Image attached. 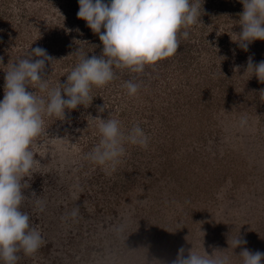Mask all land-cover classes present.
<instances>
[{
    "label": "rangeland",
    "instance_id": "rangeland-1",
    "mask_svg": "<svg viewBox=\"0 0 264 264\" xmlns=\"http://www.w3.org/2000/svg\"><path fill=\"white\" fill-rule=\"evenodd\" d=\"M199 3L201 17L180 30L176 54L145 66L142 92L128 96L124 78L133 72L114 69L85 106L43 116L22 204L43 244L17 253V264H172L181 247L211 255L239 236L247 243L224 252L230 264H242L244 247L264 252V84L245 73L249 57L264 60V41L247 51L236 43L240 0ZM78 10V0H0V68L4 56L13 65L40 47L54 58L45 64L48 88L66 83L79 63L70 54L96 52L84 51L91 29ZM27 90L47 96L38 85ZM110 115L125 133L139 125L149 138L147 148L125 143L114 171L88 156L101 138L96 118Z\"/></svg>",
    "mask_w": 264,
    "mask_h": 264
},
{
    "label": "clouds",
    "instance_id": "clouds-1",
    "mask_svg": "<svg viewBox=\"0 0 264 264\" xmlns=\"http://www.w3.org/2000/svg\"><path fill=\"white\" fill-rule=\"evenodd\" d=\"M78 3L77 17L86 21L87 27L99 36L103 45L101 55H80V49L70 54L78 55L79 63L67 75L66 83L49 89L44 77L45 64L54 58L46 49L36 47L27 57L17 60L4 78V97L0 100L2 264H17V253L31 255L43 244L40 231L30 224V216L22 210L26 197L23 182L39 162L31 146L43 131V116H65L66 110L85 106L91 99L93 86L103 87L116 78L114 69L142 73L146 65L174 56L180 48V30L197 23L201 17L199 0H78ZM240 3L243 5V11L238 14L241 31L236 33V43L247 51L253 42L264 41V0H240ZM181 35L187 39L189 33L183 31ZM249 72L264 84V60L254 63L249 57L245 73ZM29 85H38L39 91H47V100L38 97L36 91H28ZM123 87L128 95L134 96L140 84L129 80ZM259 92L264 100V89ZM105 108V104L99 106L98 111L103 113ZM96 119L100 120L101 138L88 154L92 162L110 165L114 171L119 158L125 154V143L148 147L149 138L139 125L125 133L111 115L108 119ZM246 123V118H242L241 125ZM227 243L228 249H236L247 241L239 236L228 239ZM228 249L214 248L210 255L206 250L200 254L192 246L186 256L181 247L172 264H230L229 257L224 255ZM238 256L242 264H264V252L244 247Z\"/></svg>",
    "mask_w": 264,
    "mask_h": 264
},
{
    "label": "trees",
    "instance_id": "trees-1",
    "mask_svg": "<svg viewBox=\"0 0 264 264\" xmlns=\"http://www.w3.org/2000/svg\"><path fill=\"white\" fill-rule=\"evenodd\" d=\"M196 0H192V2H195ZM199 1H203V0H199ZM202 9H206L205 7H203ZM208 16V18H210L209 17V15H210V13L209 14H207ZM44 22H42V23H39V26H40V29L42 30L43 28H45V25L43 24ZM3 25H9L5 20H4V22H3ZM23 25H25V24H22L20 27H16V29H15V34H21V29H22V27H23ZM43 31V30H42ZM25 34V33H24ZM86 37H87V43L89 44L88 46H87V48H86V50H84L85 52H88L89 51V49L91 48H93V49H95V51L96 52H94V51H92L91 52V56H93V55H96V56H99V54H101L102 53V48H103V45H102V42L100 41V39H99V36L97 35V34H95V33H93L92 32V30H90L89 31V33L88 34H86ZM15 40L17 39V37H15L14 38ZM179 51H181V49L179 50ZM2 53V52H1ZM1 53H0V55H1ZM4 59H3V61H4V63H5V65L4 66H6V69L4 70V69H2V68H0V74L2 75V76H0V100H2L3 99V97H4V83H5V75H6V72L7 71H9V70H11V68H12V64L11 63H9L8 62V59H7V56H4L3 57ZM12 62V61H11ZM16 62V61H15ZM48 62V61H47ZM13 63V62H12ZM51 62H48V63H46V66H48L49 64H50ZM147 66H149V65H147ZM151 66V65H150ZM151 67H154V66H151ZM150 67V68H151ZM148 67H146V68H144V71L142 72V73H133V81L134 82H137V83H139L140 84V88H139V90L138 91H140V92H142L144 89H143V87H144V85L146 84V79H147V77H145L146 76V72H145V70L147 69ZM118 70H120V69H118ZM123 71L124 72H128L129 70L128 69H123ZM120 72V71H119ZM126 76H128V74H126ZM124 78V77H123ZM126 81H129L130 79H127V78H124ZM52 86H54V85H52ZM123 91H126L127 92V90L124 88V90ZM44 92V91H43ZM43 92H40V93H43ZM46 92V91H45ZM63 95V94H62ZM42 96H43V94H42ZM42 96H40V97H42ZM128 96H130V95H128ZM152 98V96L151 95H148V98ZM43 98H46V100H47V96L46 95H44L43 96ZM148 99L149 100V102L148 103H150V101H151V103H153V101L151 100V99ZM124 99H126L125 97H124ZM129 99H127V100H124L125 102L124 103H126V101H128ZM145 107H143V109H144ZM129 111V110H128ZM128 111H126V113H129ZM163 115H166L165 113L166 112H161ZM122 115H124V114H122Z\"/></svg>",
    "mask_w": 264,
    "mask_h": 264
}]
</instances>
